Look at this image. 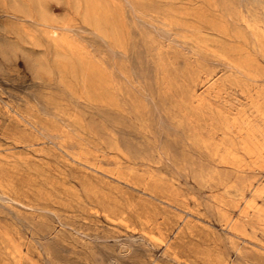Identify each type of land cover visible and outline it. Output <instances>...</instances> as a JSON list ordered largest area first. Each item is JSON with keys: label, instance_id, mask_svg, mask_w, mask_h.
<instances>
[{"label": "rangeland", "instance_id": "obj_1", "mask_svg": "<svg viewBox=\"0 0 264 264\" xmlns=\"http://www.w3.org/2000/svg\"><path fill=\"white\" fill-rule=\"evenodd\" d=\"M0 264H264V0H0Z\"/></svg>", "mask_w": 264, "mask_h": 264}, {"label": "bare ground", "instance_id": "obj_2", "mask_svg": "<svg viewBox=\"0 0 264 264\" xmlns=\"http://www.w3.org/2000/svg\"><path fill=\"white\" fill-rule=\"evenodd\" d=\"M230 221V220H229Z\"/></svg>", "mask_w": 264, "mask_h": 264}]
</instances>
